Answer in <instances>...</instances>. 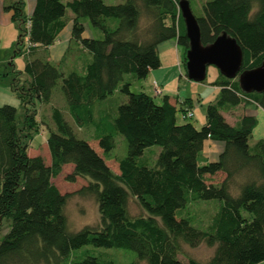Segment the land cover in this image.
Here are the masks:
<instances>
[{
  "label": "trees",
  "instance_id": "16d2710c",
  "mask_svg": "<svg viewBox=\"0 0 264 264\" xmlns=\"http://www.w3.org/2000/svg\"><path fill=\"white\" fill-rule=\"evenodd\" d=\"M179 2L36 0L28 17L25 0H4V11L12 13L20 32L15 55L27 44L29 86L20 87L17 79L12 83L23 100L24 127L38 131L39 107L49 106L54 128L48 130V164L29 155L23 140L29 134H21L17 109L0 107V226L4 219L10 221L0 237V264H113L94 254H73L84 246L133 251L137 261L130 264H264V137L250 145L258 124L253 114L235 116L232 123L223 115L248 103L264 111V92L245 93L237 78L219 73L213 83L217 98L207 106L199 129L178 118L180 112L181 120L192 119L186 117L193 114L191 106L178 107L163 92L158 104L146 92L132 93L126 82L146 79L159 69V46L172 39L183 48L186 66L189 40ZM202 10L195 16L202 45L225 32L242 50V72L262 64L264 0H209ZM67 11L74 16L70 45L55 65L46 49L57 41ZM85 20L102 39L83 37ZM117 91L125 97L109 107ZM81 131L90 133L102 154L78 136ZM120 136L127 150L115 173L107 159ZM206 140L224 147L216 162L201 164ZM153 146L160 149L149 166L141 157ZM66 165L73 166L68 180L79 176L88 181L80 193L95 197L98 225L69 231L68 196L52 182ZM217 174L224 178L213 182ZM131 198L145 215H131ZM212 200L219 202L218 210L209 230H200L186 210ZM202 243L215 247L207 262L179 258L183 245Z\"/></svg>",
  "mask_w": 264,
  "mask_h": 264
},
{
  "label": "rangeland",
  "instance_id": "374dc122",
  "mask_svg": "<svg viewBox=\"0 0 264 264\" xmlns=\"http://www.w3.org/2000/svg\"><path fill=\"white\" fill-rule=\"evenodd\" d=\"M125 0H104V3L107 5L119 4ZM190 2L191 10L194 16H200L203 14L202 6L205 2L209 0H188ZM88 26L91 27V31L94 36L102 39L103 35L98 30L93 28L89 23ZM20 32L18 25L13 22L9 27H6L5 31L2 34V39H0V107L3 105H10L17 109L16 113V123L18 127L22 128V135H28L23 140L28 144L29 150L28 153L31 156H41L46 163H50V155L47 146V136L49 127L54 128L53 121L51 120V113L49 106L39 107L40 114L36 117L38 122V133L35 130L29 131L24 127V117L25 109L23 107L22 98L20 96V91H16L12 88V83L14 79H17L19 86H29V77L24 73L25 58L24 54L27 49V44L25 42V47L23 53L15 55L16 45L18 43ZM174 45L173 48L170 45ZM165 49V53L162 55L166 64H173L174 68L170 69H157L158 77L153 78L151 76L146 79L137 80L133 82L126 78V82L131 84L130 90L132 93L138 94L141 92H146L150 95L153 100L160 104L162 102V97L159 95L154 96L153 91V82L156 81L161 87H163L168 82V87L165 88L167 96L171 97L173 100H186L190 99L192 90L191 85L193 81H190L186 76V71L183 63L178 67L175 65L177 63V52L179 50V55L181 60H183V48L178 46L175 39L169 40L164 45L160 47ZM168 52H166L167 50ZM219 76V71L214 66H209L207 68L206 79L203 82L197 83L199 96H198V105H195L192 109L194 117L188 120H181V113L179 112L178 118L181 123L191 122L199 129L205 124L206 120V108L209 104L214 103L218 89L215 88L213 83L217 80ZM128 77V76H126ZM167 80V81H166ZM57 90V89H56ZM55 90V91H56ZM125 97L120 91L115 92L113 98L109 104V107L114 104H119L121 100ZM236 111V110H235ZM246 112L253 114L256 119L259 121V126L254 129L252 134L253 138L250 142V145L253 147L256 141H258L264 135V127L262 126L260 113L256 109H247ZM239 117V115H238ZM69 117H67L68 120ZM231 121L234 120V117H228ZM82 132V133H81ZM77 132L80 138H87L90 140L92 146L102 154L101 150L98 148L97 142L91 140L89 132L81 131ZM159 147L153 146L148 148L141 160L144 161L147 165L152 166L154 163V152L159 151ZM126 141L123 137H118L117 147L114 149L107 159L108 166L112 169L113 172L119 173L118 170V161L126 156ZM73 173V166L66 165L64 166L61 174L52 179V182L57 186L60 192L68 196L65 214L68 220V229L70 232H77L84 228L85 226H96L100 222V215L98 212V204L93 195L87 193H80L83 188L88 186V181L83 177H77L75 181L68 180V177ZM224 178L223 174H217L213 177V182H220ZM219 202L216 200L212 201H199L189 206L186 210L187 218H190L192 224L199 228L200 230H209V227L212 224L213 218L218 210ZM129 211L132 216L145 215V212L142 210L137 201L131 198L129 203ZM10 221L4 219L2 225L0 226V237L6 234L10 227ZM183 255H179V258L182 261H187L190 258L195 259L199 262H207L215 252V247H210L205 243L200 244L196 248H191L188 245H183L182 250ZM94 254L96 256H101L103 259H110L113 264H130L137 261V255L133 251L121 248H94L93 246H84L79 250H75L73 254L82 257L84 254ZM75 257V256H74ZM73 259V258H72ZM140 264H145L144 262Z\"/></svg>",
  "mask_w": 264,
  "mask_h": 264
},
{
  "label": "water",
  "instance_id": "95a60500",
  "mask_svg": "<svg viewBox=\"0 0 264 264\" xmlns=\"http://www.w3.org/2000/svg\"><path fill=\"white\" fill-rule=\"evenodd\" d=\"M179 10L189 40L185 67L190 81L203 82L206 79L207 68L214 66L226 78H237L243 92H264V60L259 67L242 72V50L233 37L224 32L212 44L204 46L201 43L200 27L189 1L180 0Z\"/></svg>",
  "mask_w": 264,
  "mask_h": 264
},
{
  "label": "crops",
  "instance_id": "0c3cea01",
  "mask_svg": "<svg viewBox=\"0 0 264 264\" xmlns=\"http://www.w3.org/2000/svg\"><path fill=\"white\" fill-rule=\"evenodd\" d=\"M64 2H67L69 0H63ZM25 14L26 16H31L34 7H35V3L36 0H25ZM12 13H8L6 11H4V0H0V39H2V34L5 31L6 27H9L13 24L12 22ZM73 14L71 11H67L66 15H65V26L64 28L61 30V32L58 35V39L57 41L50 47H48L47 50V55H48V60L55 64V65H60L62 63V60L64 59V56L68 50V47L70 45V39H71V29H72V25H73ZM84 25H85V32L83 34V37L85 38H90V37H94L93 32L95 31H91V27L88 26V22L85 20L84 21ZM96 37V36H95ZM1 41V40H0ZM166 43V42H165ZM164 43V44H165ZM162 44V45H164ZM159 46L158 52H159V56H160V60H161V67L159 68V70H163L165 68L170 69V68H174L175 66H173V64H166L165 60L162 58L163 54L165 53V49H161ZM171 48L174 47V45H170ZM167 50V49H166ZM168 52V50L166 51ZM177 52V63L175 65H177L178 67L181 66L182 60L181 57L179 55V50L176 49ZM157 70H153L149 73L148 77L151 76L153 78L158 77L157 75ZM167 81V80H166ZM156 82V81H154ZM158 84V82H156ZM159 85V84H158ZM160 86V85H159ZM164 87H168V82L165 84ZM163 87V85L161 84V89L163 91L164 95H168L165 92V88ZM191 90H192V94L190 97V103L191 104H184L185 100H173L171 97H169L170 102L178 107H184L185 109H189L188 107L191 106V110L193 109V107L195 105H198V96H199V91H198V87H197V83L196 82H192V85L190 86ZM216 89H218L215 86ZM219 91V89H218ZM187 100V99H186ZM247 109H256L259 113H260V117H261V122H263L262 126L264 127V111L256 106L253 103H248V104H242L232 110H228V112H223V115L225 116V118L227 119V121L229 123H232L233 121L230 120V118L228 117H234L238 116V115H242L243 113H248L246 112ZM236 110V111H235ZM249 114V113H248ZM193 117H194V113H193ZM257 126L256 128L259 126V121L257 120ZM254 133V130H253ZM264 137V135L260 138L262 139ZM259 139V140H260ZM223 144L222 143H218V142H214L211 140H206L204 143V148L202 151V155H201V164H206V163H212V162H216L218 160L219 155L221 154L222 150H223Z\"/></svg>",
  "mask_w": 264,
  "mask_h": 264
},
{
  "label": "built area",
  "instance_id": "2783aa9c",
  "mask_svg": "<svg viewBox=\"0 0 264 264\" xmlns=\"http://www.w3.org/2000/svg\"><path fill=\"white\" fill-rule=\"evenodd\" d=\"M153 91L154 95H161L163 92L161 87L156 82H153ZM192 116L193 114L190 112L186 115L187 118H192Z\"/></svg>",
  "mask_w": 264,
  "mask_h": 264
}]
</instances>
